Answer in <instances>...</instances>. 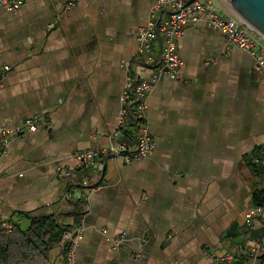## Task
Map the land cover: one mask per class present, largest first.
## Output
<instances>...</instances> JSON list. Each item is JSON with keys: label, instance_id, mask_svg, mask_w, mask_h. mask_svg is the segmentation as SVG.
Wrapping results in <instances>:
<instances>
[{"label": "crops", "instance_id": "obj_1", "mask_svg": "<svg viewBox=\"0 0 264 264\" xmlns=\"http://www.w3.org/2000/svg\"><path fill=\"white\" fill-rule=\"evenodd\" d=\"M156 1L79 0L67 10L70 0H27L16 14L0 9V69L10 68L0 127L41 119L0 157V222L27 231L47 217L59 229L82 227L76 264H216L214 254L239 255L249 238L264 249V223L245 225L248 210L264 205V71L199 22L178 42L179 78L158 79L136 61V32ZM135 75L153 83L155 152L80 169L72 155L109 143ZM135 135L130 127L119 139L132 147ZM60 167L90 189L59 177ZM62 251L50 245L47 264H65ZM232 264H264V254Z\"/></svg>", "mask_w": 264, "mask_h": 264}, {"label": "built area", "instance_id": "obj_2", "mask_svg": "<svg viewBox=\"0 0 264 264\" xmlns=\"http://www.w3.org/2000/svg\"><path fill=\"white\" fill-rule=\"evenodd\" d=\"M27 0H0V9L10 14H16ZM79 0H70L67 10L77 6ZM204 22L208 29L216 30L225 35L229 42L238 49L247 52L264 71V44L247 31L231 16H227L219 9L213 0H157L151 7L148 23L137 30L138 43L137 64L150 67L156 72L158 79L177 80L184 66V60L178 51V42L185 35L187 27ZM10 68L0 69V87ZM153 83L140 79L137 75L128 76L120 95V112L116 132L110 137L107 145L76 152L72 158L80 169H91L97 165L102 157L119 158L129 164L135 160L147 159L156 150V143L152 139L147 126V112L149 95ZM40 118L29 117L19 127L6 129L0 127V157L5 155L9 145L19 139L25 132H36ZM133 127L136 131L133 146L121 142L120 136ZM58 176L69 184L81 185L90 189L87 179L81 180L76 170L58 168ZM21 177V175H20ZM91 190H94L92 188ZM260 219L264 223V205L252 206L245 219V225L250 227L254 220ZM15 223L0 222L1 230H10ZM107 233V231H103ZM84 229L76 227L64 235L67 242L65 264H76V250L83 239ZM126 237V233L115 238L114 245L119 248ZM145 241V239H143ZM264 254L261 241L249 238L246 245L240 249L239 255L227 252L214 254L216 264H232L239 259L249 262L258 261Z\"/></svg>", "mask_w": 264, "mask_h": 264}, {"label": "trees", "instance_id": "obj_3", "mask_svg": "<svg viewBox=\"0 0 264 264\" xmlns=\"http://www.w3.org/2000/svg\"><path fill=\"white\" fill-rule=\"evenodd\" d=\"M50 220L47 217L33 219L27 231L16 223L10 230H1L0 264H47L50 245L59 244H62L65 261L67 242L64 235L67 231L59 229Z\"/></svg>", "mask_w": 264, "mask_h": 264}, {"label": "water", "instance_id": "obj_4", "mask_svg": "<svg viewBox=\"0 0 264 264\" xmlns=\"http://www.w3.org/2000/svg\"><path fill=\"white\" fill-rule=\"evenodd\" d=\"M213 1L264 44V0Z\"/></svg>", "mask_w": 264, "mask_h": 264}]
</instances>
